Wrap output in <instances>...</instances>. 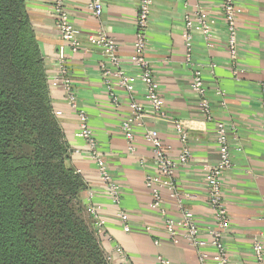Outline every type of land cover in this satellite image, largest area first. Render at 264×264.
<instances>
[{
	"label": "crops",
	"instance_id": "1",
	"mask_svg": "<svg viewBox=\"0 0 264 264\" xmlns=\"http://www.w3.org/2000/svg\"><path fill=\"white\" fill-rule=\"evenodd\" d=\"M93 1H98L102 7L98 19L88 10ZM25 2L30 29L44 64L50 105L53 114L61 112L56 118L69 146L67 166L82 178L85 186L80 195L82 204L86 209L91 204L100 210L102 233L96 235L106 256H115L114 247L119 246L129 264H155L158 256L171 264H199L196 249L186 243L174 245L170 242L160 215L150 208L152 198L145 188L144 178L154 173L153 156L143 134L145 130H157L171 158L177 159L180 146L172 125L177 121L187 126L191 159L175 171L173 181L183 206L194 214L201 231L205 232L212 225L213 214L203 179L207 167L216 165L219 160L214 133L215 123L220 122L228 131L232 163L221 180L229 218L226 250L231 264H256L253 241L259 239L264 247V116L259 88L264 79V0H236L239 49L235 65L231 64L226 50L221 0H153L145 58L158 83L166 116L148 114L143 126L134 128L135 157L127 153L126 141L120 134V126L130 113L127 100L123 99L124 93L118 91L122 108L115 109L110 104L98 70L101 52L90 38L102 31L114 39L122 69L135 77L137 69L129 60L134 53L137 0H66L70 22L79 31L80 46L76 54L57 31L52 0ZM199 11L214 21L209 40L199 32L194 33L192 40V62L203 70L211 122L206 121L190 90L192 69L185 61L183 49L184 17ZM60 50L78 106L87 114L98 149L105 157L113 180L120 185L118 207L107 197L95 164L84 154L85 143L76 135L78 120L67 108L62 88L51 86L59 72ZM134 88L135 99L144 105L143 85L135 82ZM76 150L80 153L76 154ZM140 158L146 162L144 167L138 164ZM162 197L167 215L178 219L180 210L168 190H162ZM120 209L129 214V233H124L117 217ZM89 220L95 231L90 214ZM206 250L212 251L211 248Z\"/></svg>",
	"mask_w": 264,
	"mask_h": 264
},
{
	"label": "built area",
	"instance_id": "2",
	"mask_svg": "<svg viewBox=\"0 0 264 264\" xmlns=\"http://www.w3.org/2000/svg\"><path fill=\"white\" fill-rule=\"evenodd\" d=\"M65 3L66 0H52V6L57 14L56 27L61 39L70 46L71 52L76 54L80 46L79 31L70 22ZM153 5V0H137L136 38L133 44L134 53L129 60L130 65L137 69L135 77H131L122 69V62L117 55L118 47L114 39L108 37L102 31L96 32L90 38L91 43L101 52L98 70L110 104L115 109L122 108L123 101L118 91H122L124 93L123 99L127 100L130 113L120 126V134L126 141L127 153L132 157L136 156L134 128L136 126L142 127L144 118L148 114L163 118L166 116L164 101L160 96L158 83L154 78L150 64L145 58L148 48L147 29ZM88 10L95 19L101 16L102 7L98 1H93L89 4ZM221 11L226 25L225 43L227 54L231 64L235 65L239 49L236 0H221ZM184 24L186 29L183 35L184 58L192 69L190 90L196 97L198 106L206 121L211 122L210 104L206 98V88L203 82V70L192 62V40L196 32L201 33L209 40L212 36L211 27L214 21L205 12L199 11L185 15ZM57 65L59 72L52 79L51 86H60L62 88L67 108L76 115L78 120L76 135L85 143L84 154L95 164L100 180L105 186L107 197L114 206L118 207L121 200L120 185L113 180L105 157L98 149L95 134L89 125L87 114L78 106L76 91L61 50L58 53ZM233 74H237L235 69ZM135 82H140L144 87L143 101L145 106L134 97ZM259 88L260 104L264 116V79L260 81ZM54 116H61V112L55 111ZM172 129L180 146L177 159L171 158L170 152L164 146L157 130H145L143 134V140L150 147L153 156L154 173L145 175L144 178L145 188L149 191L152 198L150 208L160 215L164 232L170 242L174 245L186 243L196 249L199 264H231L225 245V235L229 230V218L221 184L223 175L232 167L226 125L220 122L215 123L214 136L219 160L216 165L207 167L203 179L208 204L213 214L212 225H209L205 232L201 231V224L194 214L183 206L182 197L173 181L175 171L179 167L186 166L191 159L188 129L185 124L177 121L173 122ZM75 153L79 154L80 151L76 150ZM138 160V164L144 167L146 162L141 158ZM164 189L168 190L170 198L176 201L180 210L178 219L169 217L164 209L162 197V190ZM91 196L92 194L90 193ZM87 209L92 217L95 232L101 234L102 221L99 216V208L90 204ZM117 217L122 224L124 233H129V214L120 209L117 212ZM252 245L255 263L264 264V247L261 241L255 239ZM206 248H211L212 251H207ZM114 255L106 256L107 261L114 262L116 258V264H129L128 257L119 246L114 247ZM155 264H171V262L164 257L158 256Z\"/></svg>",
	"mask_w": 264,
	"mask_h": 264
},
{
	"label": "trees",
	"instance_id": "3",
	"mask_svg": "<svg viewBox=\"0 0 264 264\" xmlns=\"http://www.w3.org/2000/svg\"><path fill=\"white\" fill-rule=\"evenodd\" d=\"M25 4L0 0V264H115L104 263L100 238L70 209L85 186L67 166ZM13 145L29 148L17 165Z\"/></svg>",
	"mask_w": 264,
	"mask_h": 264
},
{
	"label": "rangeland",
	"instance_id": "4",
	"mask_svg": "<svg viewBox=\"0 0 264 264\" xmlns=\"http://www.w3.org/2000/svg\"><path fill=\"white\" fill-rule=\"evenodd\" d=\"M21 135L22 134H20V136ZM14 145L12 146V148L10 149V151H8V152H9V155H10V162H12L11 161V158H12L13 160H15L16 165H17L18 159H17L16 156H20V155L26 154L29 151V148L26 147V146H24V145H22V148L20 149V148L14 147ZM18 154H20V155H18ZM70 209L76 215V217H78L80 219V221H82L84 223V225L91 232L92 231V226H91V222L89 220V212L86 209L85 205L82 204V202L80 200V197L78 199L73 200L70 203ZM88 260H90V263L93 264V262L91 261V259H88ZM88 260L79 259V260H77V264H85ZM103 261L105 263L107 261V257H106V260L103 259ZM107 262L109 263V261H107ZM94 264H98V263H95L94 262Z\"/></svg>",
	"mask_w": 264,
	"mask_h": 264
}]
</instances>
